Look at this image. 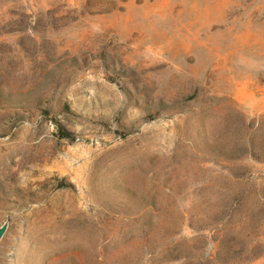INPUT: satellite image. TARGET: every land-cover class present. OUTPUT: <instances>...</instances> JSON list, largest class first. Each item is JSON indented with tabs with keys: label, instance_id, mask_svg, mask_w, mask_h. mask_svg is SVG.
I'll list each match as a JSON object with an SVG mask.
<instances>
[{
	"label": "rangeland",
	"instance_id": "1",
	"mask_svg": "<svg viewBox=\"0 0 264 264\" xmlns=\"http://www.w3.org/2000/svg\"><path fill=\"white\" fill-rule=\"evenodd\" d=\"M0 264H264V0H0Z\"/></svg>",
	"mask_w": 264,
	"mask_h": 264
},
{
	"label": "water",
	"instance_id": "2",
	"mask_svg": "<svg viewBox=\"0 0 264 264\" xmlns=\"http://www.w3.org/2000/svg\"><path fill=\"white\" fill-rule=\"evenodd\" d=\"M7 227H8V222H4L2 225H0V240L5 234Z\"/></svg>",
	"mask_w": 264,
	"mask_h": 264
}]
</instances>
